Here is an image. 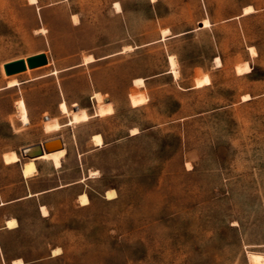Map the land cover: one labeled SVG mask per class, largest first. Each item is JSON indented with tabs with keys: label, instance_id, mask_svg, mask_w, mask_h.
<instances>
[{
	"label": "rangeland",
	"instance_id": "obj_1",
	"mask_svg": "<svg viewBox=\"0 0 264 264\" xmlns=\"http://www.w3.org/2000/svg\"><path fill=\"white\" fill-rule=\"evenodd\" d=\"M40 52L49 63L6 88L4 64ZM58 137L63 183L83 181L41 196L47 217L35 197L0 207V228L20 220L0 229V264H264L249 259L264 256V0H0V199L59 183L49 159L21 174L22 149Z\"/></svg>",
	"mask_w": 264,
	"mask_h": 264
},
{
	"label": "bare ground",
	"instance_id": "obj_2",
	"mask_svg": "<svg viewBox=\"0 0 264 264\" xmlns=\"http://www.w3.org/2000/svg\"><path fill=\"white\" fill-rule=\"evenodd\" d=\"M29 1L32 4H36L38 2V0H29ZM118 8L121 9L120 5H118ZM243 10H244L243 14H250V12L254 11L252 5L246 6ZM72 17H73L74 22L78 23L79 19H78L77 15L74 14ZM202 23H203L204 27H207L209 25L207 19L202 20ZM42 31H44V30H42ZM168 32H169L168 29H164V35H167ZM165 37L166 36H164V38ZM250 50H252L251 52H253V54H257L255 46H251ZM94 60H95L94 56L89 55V56L86 57L84 63H90V62H93ZM169 60H170V65H172L171 66V68L173 69L172 72H174L175 74H178V65H177V61H176L175 56H170ZM216 61H217L218 64H220L221 59L219 57H217ZM242 65H244V64H242ZM236 66H238V65H236ZM237 69L239 70V72L243 71V68H241L240 66H238ZM245 70L247 72H249L251 69L247 67V68H245ZM57 72H58V70H54L52 73H57ZM11 77H13V76H11ZM7 78H10V77H7ZM134 83L138 84L140 86H143L144 85V79L138 78V79H136L134 81ZM210 83L211 82H210L209 76L205 75L203 77H199L196 80V87L204 86V85H207V84H210ZM18 84H19V82L16 79V77L15 78L13 77V78L8 80L6 88L13 87V86H16ZM95 96L97 97L99 102H101L103 100V97H102V95L100 93H96ZM130 100H131V102H132V104L134 106H138V105L144 103L145 98L141 94H139V95L131 94ZM106 106H107L106 108H104V107L100 108L99 114H105L108 111H111V109H112L111 106L109 104H106ZM61 108L64 111L68 110L66 102H62L61 103ZM74 110H77V111H74V113H73L74 121H80V120H84V119L88 118V115H87L85 110H82V109L78 110L77 108H75ZM21 117H22V120L25 123H29V116H28V114L26 112H23ZM44 127H45V131H47V132H52V131H56V130L59 129V125H58V123L55 120H47V121H45L44 122ZM53 140H56V138L53 139ZM53 140H48V141H53ZM93 140H94V143H95L94 145H96V146H101L103 144V138H102V136L100 134L94 135L93 136ZM61 146H62V142L59 141V140H56L54 142L49 143L47 148L50 151H52V150H56L58 148H61ZM37 150H38V147L36 146V144L28 146V147L25 148V151L29 154V156H34L36 154ZM66 153H67L66 149L65 148H61L59 150H56V151H53V152H50V153H45L44 155H42V156H40L38 158L52 160V162L54 163V165L56 167H61L62 158L66 155ZM4 159H5L6 163H16V162H18L20 160V157H19V155H18V153L16 151H10V152H7V153L4 154ZM35 159L36 158H30L29 161L24 163L23 175L25 177H27V178L36 174L37 166H36V163L34 161ZM105 197H107L108 199H114V198L117 197V191L115 189H112V188L108 189L106 191V196ZM79 199H80V203L82 205H88L90 203L89 197H88V195L86 193L80 194ZM41 211H42L43 216H48L49 215V211H48V209H47V207L45 205L41 206ZM18 225L19 224H18V221H17L16 218H10V219L7 220V228H9V229H14V228L18 227ZM61 253H62L61 248H55V249L52 250V256H57V255H59ZM249 259H251L255 263L256 262L259 263V262H263L264 261V256L260 255V253L259 254H254L253 253V254H250V258ZM12 264H25V262H24V260L22 258H17V259L12 260Z\"/></svg>",
	"mask_w": 264,
	"mask_h": 264
},
{
	"label": "crops",
	"instance_id": "obj_3",
	"mask_svg": "<svg viewBox=\"0 0 264 264\" xmlns=\"http://www.w3.org/2000/svg\"><path fill=\"white\" fill-rule=\"evenodd\" d=\"M200 27H204V25H202V26H200ZM169 32H170V30H169ZM169 32H168V34H169ZM192 31L191 30H187V31H182V32H179V33H176V34H172L171 36L170 35H167V36H169V37H167L166 39H172V38H176V37H179V35H186V34H189V33H191ZM162 34H163V32H162ZM161 40H163L162 38H161ZM174 55V54H173ZM176 56V55H175ZM176 59H177V56H176ZM168 61H169V55H168ZM178 61V60H177ZM48 118V117H47ZM58 138H60V137H58ZM62 141H63V139H62ZM63 143H64V148H65V142L63 141ZM66 149V148H65ZM66 152H67V150H66ZM67 154V153H66ZM66 156V155H65ZM64 156V157H65ZM64 157L62 158V165H61V167H56L55 165H54V163L51 161V164H50V168H51V171H52V174L53 175H55V176H57L58 177V180H59V183L57 184V185H55V186H53V187H51V188H48V189H44V190H40V191H35V192H29L28 194H26V195H24V196H21V197H19V198H15V199H12V200H7V201H3L2 199H0L1 200V202H0V207H4V206H7V205H9V204H11V203H14V202H17V201H19V200H24V199H29V198H33V197H35L36 199H37V201H38V208H39V210H40V212H41V214H42V211H41V206L42 205H45L47 208H48V210H49V207L46 205V204H43V202H41V200H40V198H41V196H43V195H45V194H48V193H50V192H53V191H57V190H60V189H63V188H68V187H72V186H74V185H76V184H80L82 181H83V179L82 178H79V179H77V180H73V181H71V182H67V183H63V180H62V177H61V174L63 173V170H62V168L64 167ZM4 159V158H3ZM38 160H47V159H42V158H36L35 159V163H36V166H37V171H36V174L35 175H33V176H31V177H25L24 175H23V166H22V168H21V174H22V176H23V178L25 179V181L27 182V180L28 179H32V178H37V177H39V175L41 174V168L39 167V161ZM19 162V161H18ZM17 162V163H18ZM6 164V163H5ZM13 164H16V163H13ZM7 165H11V164H7ZM62 186V187H61ZM80 195V194H79ZM79 195H78V198H79ZM43 216V215H42ZM12 217H15L16 219H17V221H18V227H16V228H14V229H9V228H7V220L9 219V218H12ZM44 217H47V216H44ZM20 227V220H19V218L18 217H16V216H10V217H7L5 220H4V223L2 224V226H1V228L0 229H7V230H15V229H17V228H19ZM52 256V255H51ZM51 256H49V257H51ZM53 257V256H52ZM11 263H12V261H11ZM25 264H28L27 262H25Z\"/></svg>",
	"mask_w": 264,
	"mask_h": 264
},
{
	"label": "water",
	"instance_id": "obj_4",
	"mask_svg": "<svg viewBox=\"0 0 264 264\" xmlns=\"http://www.w3.org/2000/svg\"><path fill=\"white\" fill-rule=\"evenodd\" d=\"M202 25H203V23H202V21H200L199 26H202ZM48 63H49V58H48L47 54L44 52H40V53L34 54L32 56H29L27 58H18V59H15V60H12V61L5 63L4 64V71H5V74L7 76H13V75L25 72L28 69H35L38 67L45 66ZM45 119H47V117H45ZM56 140L61 141L62 142L61 148H64V143H63L62 139L56 138ZM56 140H53V141L47 140L43 143L36 144V146L38 147V150L34 156H29V154L25 151V148H23L22 149V155L24 157H28V158H38V157L44 155L45 153H50V152L59 150L61 148H58V149L52 150V151H50L47 148L49 143L54 142Z\"/></svg>",
	"mask_w": 264,
	"mask_h": 264
}]
</instances>
